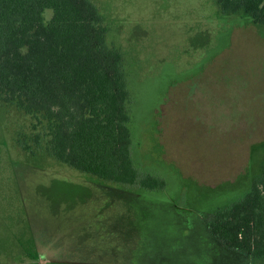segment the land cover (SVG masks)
<instances>
[{
    "label": "rangeland",
    "instance_id": "rangeland-1",
    "mask_svg": "<svg viewBox=\"0 0 264 264\" xmlns=\"http://www.w3.org/2000/svg\"><path fill=\"white\" fill-rule=\"evenodd\" d=\"M91 1L126 55L140 176L163 183L25 150L30 116L0 104V264H264L207 225L264 170V25L218 0Z\"/></svg>",
    "mask_w": 264,
    "mask_h": 264
},
{
    "label": "trees",
    "instance_id": "trees-1",
    "mask_svg": "<svg viewBox=\"0 0 264 264\" xmlns=\"http://www.w3.org/2000/svg\"><path fill=\"white\" fill-rule=\"evenodd\" d=\"M218 2L264 25V0ZM111 28L91 0H0V104L30 116L23 149L103 180L156 187L163 182L142 178L135 163L134 96ZM207 225L230 247L264 257V170Z\"/></svg>",
    "mask_w": 264,
    "mask_h": 264
}]
</instances>
